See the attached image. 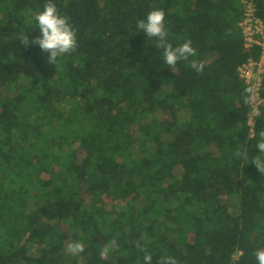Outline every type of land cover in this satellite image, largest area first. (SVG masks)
<instances>
[{"label": "trees", "instance_id": "1", "mask_svg": "<svg viewBox=\"0 0 264 264\" xmlns=\"http://www.w3.org/2000/svg\"><path fill=\"white\" fill-rule=\"evenodd\" d=\"M242 1L52 0L78 44L55 65L19 40L47 0H0V264H258L264 69L250 126L237 69L259 52L243 47ZM153 9L197 53L173 70L136 27Z\"/></svg>", "mask_w": 264, "mask_h": 264}, {"label": "clouds", "instance_id": "2", "mask_svg": "<svg viewBox=\"0 0 264 264\" xmlns=\"http://www.w3.org/2000/svg\"><path fill=\"white\" fill-rule=\"evenodd\" d=\"M165 15L163 9H153L144 19L137 20L136 27L139 31L143 32L147 38H155V46L163 50L164 62L173 70L179 61L195 57L197 53L192 47L191 40H185L175 47L168 42ZM34 20L38 25L39 35L29 41L28 37L24 34L19 40L24 47L30 45L38 46L43 53L47 54V62L49 64L56 65L58 58L71 54L77 49L76 29L70 23V18L68 16L60 14L57 5L53 3L52 0H47L43 10L34 16ZM191 66L198 74H202L205 62L193 60ZM243 99L246 105L253 106L251 115L253 117H259L261 115L259 107L257 106L259 101L257 100L253 88H245ZM259 136L260 140L256 144V149L258 153H264V131H261ZM234 155L243 159H248L247 152L237 151ZM251 163L261 174H264V159H261L259 154L252 158ZM135 246L141 251H145L138 241L135 242ZM118 247L115 240L105 244L99 252L100 258L105 260L108 259L110 253L118 249ZM66 251L71 255L78 256L85 251V245L81 241L69 242L67 243ZM254 255L258 264H264V247L258 248L254 252ZM143 261L144 264H152L151 254L146 253L143 257ZM158 264H178V261L172 256L165 255L160 258Z\"/></svg>", "mask_w": 264, "mask_h": 264}, {"label": "built area", "instance_id": "3", "mask_svg": "<svg viewBox=\"0 0 264 264\" xmlns=\"http://www.w3.org/2000/svg\"><path fill=\"white\" fill-rule=\"evenodd\" d=\"M253 1L254 0L242 1L243 15L238 27L240 29L243 47L245 49L257 48L259 58L257 61L248 59L246 63L237 69V72L239 77L243 79L249 87L253 88L257 100L259 101L257 106H259L262 103V100L259 98V90L261 75L264 69V10L262 17H259L256 13V6ZM251 116L252 115H250L248 120L250 126Z\"/></svg>", "mask_w": 264, "mask_h": 264}]
</instances>
